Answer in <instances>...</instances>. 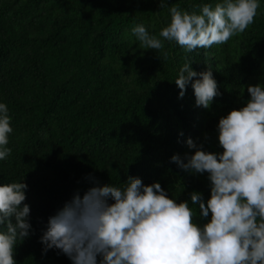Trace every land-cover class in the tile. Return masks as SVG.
Instances as JSON below:
<instances>
[{
	"label": "trees",
	"instance_id": "trees-1",
	"mask_svg": "<svg viewBox=\"0 0 264 264\" xmlns=\"http://www.w3.org/2000/svg\"><path fill=\"white\" fill-rule=\"evenodd\" d=\"M0 264H264V0H0Z\"/></svg>",
	"mask_w": 264,
	"mask_h": 264
}]
</instances>
